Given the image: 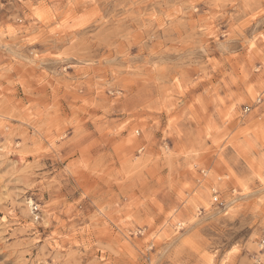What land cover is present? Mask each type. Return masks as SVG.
<instances>
[{"label":"clouds","instance_id":"obj_1","mask_svg":"<svg viewBox=\"0 0 264 264\" xmlns=\"http://www.w3.org/2000/svg\"><path fill=\"white\" fill-rule=\"evenodd\" d=\"M5 8L0 264H264V0Z\"/></svg>","mask_w":264,"mask_h":264},{"label":"rangeland","instance_id":"obj_2","mask_svg":"<svg viewBox=\"0 0 264 264\" xmlns=\"http://www.w3.org/2000/svg\"><path fill=\"white\" fill-rule=\"evenodd\" d=\"M14 12L9 9V8H5L4 10H0V19H7L9 16L13 15ZM244 234V240L246 241L250 236H251V231L250 230H245ZM240 237L237 236L236 239H239ZM195 258V257H193Z\"/></svg>","mask_w":264,"mask_h":264},{"label":"snow or ice","instance_id":"obj_3","mask_svg":"<svg viewBox=\"0 0 264 264\" xmlns=\"http://www.w3.org/2000/svg\"><path fill=\"white\" fill-rule=\"evenodd\" d=\"M244 190L247 191V188H245Z\"/></svg>","mask_w":264,"mask_h":264}]
</instances>
